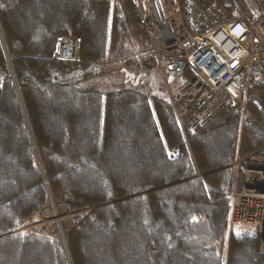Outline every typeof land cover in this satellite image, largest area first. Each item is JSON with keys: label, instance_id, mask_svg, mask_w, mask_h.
Wrapping results in <instances>:
<instances>
[{"label": "trees", "instance_id": "1", "mask_svg": "<svg viewBox=\"0 0 264 264\" xmlns=\"http://www.w3.org/2000/svg\"><path fill=\"white\" fill-rule=\"evenodd\" d=\"M193 1L252 19L249 0ZM66 38L77 60H53ZM119 64L158 68L134 0H0V264H264L229 220L235 163L264 146V75L184 137L163 95L94 87ZM49 195L65 246L35 227Z\"/></svg>", "mask_w": 264, "mask_h": 264}, {"label": "built area", "instance_id": "2", "mask_svg": "<svg viewBox=\"0 0 264 264\" xmlns=\"http://www.w3.org/2000/svg\"><path fill=\"white\" fill-rule=\"evenodd\" d=\"M148 52L170 87L169 93L179 131L185 137L210 120L231 102L240 103L249 82L264 75V0H249V22L238 11L213 4L201 8L185 0L178 10L176 0H134ZM79 38L57 42L53 60L74 62ZM191 75L179 81L185 72ZM249 101L259 109L252 96ZM245 126L255 124L243 109ZM172 157L174 154H169ZM236 177L230 223L254 228L259 251L264 255V146L235 163Z\"/></svg>", "mask_w": 264, "mask_h": 264}, {"label": "rangeland", "instance_id": "3", "mask_svg": "<svg viewBox=\"0 0 264 264\" xmlns=\"http://www.w3.org/2000/svg\"><path fill=\"white\" fill-rule=\"evenodd\" d=\"M120 68L122 67L119 64L117 69L113 70L111 73H106L100 79L94 81V87L97 90L104 92H112L134 87L141 93L146 94L156 92L163 95L165 99H168L170 91L176 86V83L173 82L170 87H168L158 68L146 70V68L135 69L132 67L123 72L120 71ZM126 73L132 78L125 76ZM249 87L250 84H248L247 88ZM59 209V206H56L54 202H52V204L49 202L46 209L42 212L41 219L39 218V222L35 227L42 226L48 229V227L52 225L55 231L58 232L59 237L60 231H62L64 235L62 222L68 219L69 216L67 214L61 215ZM55 217H58L59 219L55 220ZM245 232L252 233L254 232V228H245Z\"/></svg>", "mask_w": 264, "mask_h": 264}, {"label": "water", "instance_id": "4", "mask_svg": "<svg viewBox=\"0 0 264 264\" xmlns=\"http://www.w3.org/2000/svg\"><path fill=\"white\" fill-rule=\"evenodd\" d=\"M125 76H127V77H131V76H129L127 73L125 74ZM132 78V77H131ZM49 202L52 204V197L49 195ZM59 218L58 217H55V220H58ZM60 239H61V241H62V243H63V245L65 246V243H66V241H65V237H64V235H63V233H62V231H60Z\"/></svg>", "mask_w": 264, "mask_h": 264}]
</instances>
